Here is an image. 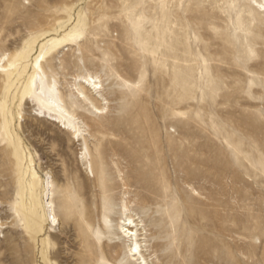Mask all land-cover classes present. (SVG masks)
I'll use <instances>...</instances> for the list:
<instances>
[{
    "label": "rangeland",
    "instance_id": "rangeland-1",
    "mask_svg": "<svg viewBox=\"0 0 264 264\" xmlns=\"http://www.w3.org/2000/svg\"><path fill=\"white\" fill-rule=\"evenodd\" d=\"M257 1L0 0V58L25 51L16 78L0 69L13 135L0 112V264H128L123 201L146 229L148 264H264ZM62 36L70 45L43 69L84 122L89 153L21 101L42 45ZM88 74L101 78L103 115L77 108L75 77Z\"/></svg>",
    "mask_w": 264,
    "mask_h": 264
},
{
    "label": "bare ground",
    "instance_id": "bare-ground-1",
    "mask_svg": "<svg viewBox=\"0 0 264 264\" xmlns=\"http://www.w3.org/2000/svg\"><path fill=\"white\" fill-rule=\"evenodd\" d=\"M264 1V0H263ZM260 10L264 12V2H258ZM70 45L66 36L51 40L50 44H43L46 47L41 56L35 61L31 72L28 74L24 84L21 101L27 100L39 117L51 120L54 123L61 125V128L68 132L73 141L84 143L85 150L89 153L86 131L84 130V122L72 111L65 101L57 79L52 76L48 77L43 69V63L54 53H59L60 50ZM9 60V59H7ZM25 63V51L14 57L8 62L0 58V69L6 73L9 78H16L19 73V66ZM13 85L11 86V88ZM74 96L76 105L79 110H84L89 114L103 115L107 110L106 104L101 107L96 105V102H104L103 86L101 78L96 74H88L86 76L77 75L75 77ZM1 114L5 118L7 136L13 140V135L10 130L9 122L6 119V114L9 112L7 103L2 102L0 108ZM9 114H11L9 112ZM12 116V115H11ZM18 117L22 119L21 114ZM23 149V147H22ZM23 159L27 161V174H30L32 180L40 179V176L34 169V159L28 156L23 151ZM91 171L93 169L91 167ZM44 184V197L46 198V206L48 222L55 227L60 226V220L55 212L53 201L50 197L52 181L47 180ZM130 209L127 201H123L121 206V218L117 225V232L125 243L128 245L127 261L128 264H148V259L144 252H148L144 242L147 239V232L142 228L139 220L129 214ZM2 224V223H1Z\"/></svg>",
    "mask_w": 264,
    "mask_h": 264
}]
</instances>
